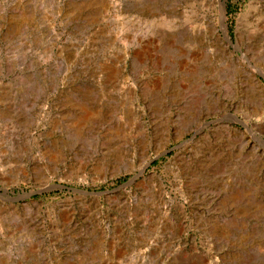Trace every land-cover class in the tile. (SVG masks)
Instances as JSON below:
<instances>
[{"label":"rangeland","instance_id":"rangeland-1","mask_svg":"<svg viewBox=\"0 0 264 264\" xmlns=\"http://www.w3.org/2000/svg\"><path fill=\"white\" fill-rule=\"evenodd\" d=\"M0 264H264V0H0Z\"/></svg>","mask_w":264,"mask_h":264},{"label":"water","instance_id":"water-1","mask_svg":"<svg viewBox=\"0 0 264 264\" xmlns=\"http://www.w3.org/2000/svg\"><path fill=\"white\" fill-rule=\"evenodd\" d=\"M225 4V3H224ZM211 121H208V122H206V123H210ZM179 145H175V146H173L172 148H170V149H167V150H164L163 151V153L162 154H164V153H166V152H168V151H170V150H173V149H175V148H177ZM161 155V154H160ZM160 155H157V156H160ZM150 161L151 160H149L145 165H144V168H145V166L146 165H148L149 163H150ZM140 173H142V170L140 169V172L139 173H137V174H135L134 176H132L125 184H129V183H131ZM74 190H78L77 188H73ZM41 190H32V191H29V192H25L24 194L25 195H32V194H34V193H38V192H40ZM80 191H84V192H88L87 190H80ZM109 190H106V192H108ZM96 193H101L100 191H96Z\"/></svg>","mask_w":264,"mask_h":264},{"label":"bare ground","instance_id":"bare-ground-1","mask_svg":"<svg viewBox=\"0 0 264 264\" xmlns=\"http://www.w3.org/2000/svg\"><path fill=\"white\" fill-rule=\"evenodd\" d=\"M224 1H223V30H224V32H225V36H226V38H228L229 40H230V38H229V30H228V25H227V23L225 22V11H224ZM231 41V40H230ZM205 126V124H201L200 125V127H199V129H202V127H204ZM146 167V166H145ZM143 169H144V167H142L141 168V170L143 171ZM53 185H49L48 187L50 188V187H52Z\"/></svg>","mask_w":264,"mask_h":264}]
</instances>
